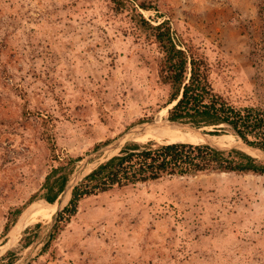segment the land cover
Masks as SVG:
<instances>
[{
	"label": "rangeland",
	"instance_id": "rangeland-1",
	"mask_svg": "<svg viewBox=\"0 0 264 264\" xmlns=\"http://www.w3.org/2000/svg\"><path fill=\"white\" fill-rule=\"evenodd\" d=\"M263 1L124 0L116 10L111 0H0V264H23L34 251L27 264H264V175L116 187L81 199L54 237L53 228L44 240L57 208L14 231L25 209L47 203L43 185L54 169L74 161L69 181L90 153L132 127L169 120L163 53L134 15L152 26L167 21L235 107L264 106ZM157 130L203 144L183 129H152L93 156L84 175L127 143L165 144L147 137ZM213 131L203 128L220 146L237 140L230 129Z\"/></svg>",
	"mask_w": 264,
	"mask_h": 264
},
{
	"label": "trees",
	"instance_id": "trees-1",
	"mask_svg": "<svg viewBox=\"0 0 264 264\" xmlns=\"http://www.w3.org/2000/svg\"><path fill=\"white\" fill-rule=\"evenodd\" d=\"M111 2L116 10L125 6L124 0ZM260 8L264 10V5ZM133 18L138 25L152 33L163 53L160 76L162 83L169 87L166 106L171 107L175 103L168 110V119L198 128H212L214 131L210 134L213 135L230 129L237 138L264 151V106L235 107L213 90L207 62L192 47L181 46L174 40L167 21L152 26L140 14ZM73 162L68 161L46 177L43 189L47 193L43 199L47 203L53 204L62 193L68 179V172L64 170ZM207 173L264 175V161L241 150L217 151L206 144L127 143L118 155L98 165L73 189L67 207L58 217L52 237L62 224L70 222L76 215L78 203L85 197L96 196L116 187ZM20 212V209H16L13 213L17 215ZM10 230L9 218L3 236Z\"/></svg>",
	"mask_w": 264,
	"mask_h": 264
},
{
	"label": "water",
	"instance_id": "water-1",
	"mask_svg": "<svg viewBox=\"0 0 264 264\" xmlns=\"http://www.w3.org/2000/svg\"><path fill=\"white\" fill-rule=\"evenodd\" d=\"M174 104H172L171 107ZM171 107H169V108H171ZM166 128L183 129V130H186L190 133H193V134H195V135H197L203 139V141H201L203 144H206V145L210 146L211 148H213L217 151H229L232 149H237V150H241V151L245 152L246 154H248V155H250V156H252V157H254L260 161H264V151L263 150H261L260 148L251 146L239 138H237V140L229 146H227V145L226 146H220L210 138L209 134L203 132V128H198V127H195V126L187 124V123L167 120L165 122H155L154 121V122L139 124L137 126L132 127L130 130L123 133L122 135H120L114 141L109 142V143L105 144L104 146H102L101 148L97 149L95 152L90 153L83 160L81 167L72 175L71 179L66 182V184L63 188V191L61 193L62 197L58 203L57 210L54 214L53 222L51 223V225H50V227H49V229H48V231L44 237V240L46 238L50 237L51 231L55 227L57 220H58V217L60 216L62 211L67 207V205L71 199L73 189L79 184L80 181H82V179L85 176H87L89 174L88 173L87 175H84L85 166L87 165V162L93 156L111 154L112 152L119 150L126 142H128L130 140L131 137H134V136H137L140 134H145L147 131L152 130V129H166ZM182 143H184V142H182ZM190 144H192V143H190ZM110 158H112V157H110ZM35 254H36V252L34 251L23 264H27L35 256Z\"/></svg>",
	"mask_w": 264,
	"mask_h": 264
},
{
	"label": "bare ground",
	"instance_id": "bare-ground-1",
	"mask_svg": "<svg viewBox=\"0 0 264 264\" xmlns=\"http://www.w3.org/2000/svg\"><path fill=\"white\" fill-rule=\"evenodd\" d=\"M177 129V128H176ZM179 130V129H177ZM179 132V131H177ZM147 137H151L155 141H160L165 144L181 143L186 140L185 137L177 135L175 132L169 131H154L152 134H148ZM58 207V204L49 205L43 201L35 202L31 207L24 210L20 216L17 226L14 228V231L22 229L24 225L32 223L34 221H43L48 220L51 217V211Z\"/></svg>",
	"mask_w": 264,
	"mask_h": 264
}]
</instances>
